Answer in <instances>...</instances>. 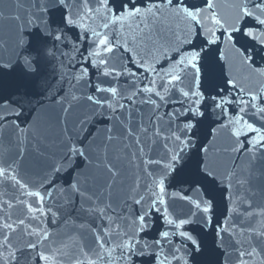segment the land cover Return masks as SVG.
Wrapping results in <instances>:
<instances>
[{"label":"water","instance_id":"1","mask_svg":"<svg viewBox=\"0 0 264 264\" xmlns=\"http://www.w3.org/2000/svg\"><path fill=\"white\" fill-rule=\"evenodd\" d=\"M0 264H264V0H0Z\"/></svg>","mask_w":264,"mask_h":264}]
</instances>
